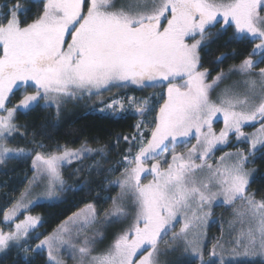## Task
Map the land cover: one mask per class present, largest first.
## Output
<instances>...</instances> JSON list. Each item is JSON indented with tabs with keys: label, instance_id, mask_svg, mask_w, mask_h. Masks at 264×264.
<instances>
[{
	"label": "snow or ice",
	"instance_id": "1",
	"mask_svg": "<svg viewBox=\"0 0 264 264\" xmlns=\"http://www.w3.org/2000/svg\"><path fill=\"white\" fill-rule=\"evenodd\" d=\"M35 2L42 3V9L30 23L21 19L29 9L19 2L0 5V163L35 152L33 178L3 212L0 253L15 247L27 256L47 249L48 264H64L58 258L64 250L71 251L73 259L78 257L79 264H161V255L182 249L198 257L200 264H264V199L256 200L248 192L256 170L247 168L257 152L264 154V67L255 71L264 64V0ZM217 24L219 29L210 31ZM229 29V42H258L238 65L209 81L200 50L210 36ZM226 58L221 54L215 63ZM233 74L241 79L213 99L212 93ZM164 84L158 108L151 96L119 95L133 87L145 90ZM21 89L18 103L9 107ZM70 101L99 104V112L117 119L139 117L136 134L116 138L117 144L121 139L128 144L121 160L109 162L107 146L91 147L86 141L77 148L58 145L45 150L38 132L31 133L32 149L8 146L15 133L28 135L20 131L26 126L15 123L18 113L54 106L59 118ZM152 112L155 116L145 119ZM218 115L224 123L219 133L213 130ZM257 122L255 133L243 131ZM232 135L249 145L247 151L226 152L215 164L209 163L214 150L229 144ZM193 138L196 143L191 144ZM181 146L185 152L177 151ZM93 156L100 159L85 166ZM149 161H154L150 167ZM105 163L111 165L108 175L116 165L123 170L119 178L104 184V190L118 186L120 193L111 198L103 218L93 203H87L40 239L38 229L44 220L28 214L31 209L42 202H58L66 191L83 190L91 183L93 170L100 176ZM73 165L75 175L89 176L69 186L63 170ZM149 175L151 180L143 183ZM37 188L40 192L33 195ZM221 196L229 207L241 202L229 221L236 236L231 248L217 244L205 261L202 228ZM179 217L184 223L177 232ZM126 221L127 226L94 255L107 227ZM32 239L39 241L34 248L28 246Z\"/></svg>",
	"mask_w": 264,
	"mask_h": 264
},
{
	"label": "trees",
	"instance_id": "2",
	"mask_svg": "<svg viewBox=\"0 0 264 264\" xmlns=\"http://www.w3.org/2000/svg\"><path fill=\"white\" fill-rule=\"evenodd\" d=\"M11 2H19L22 7L29 9L26 16H22L26 22L31 20L42 9V3H37L35 0H11ZM8 3V0H0V5ZM4 11H7L5 8ZM211 29L213 33L219 29ZM231 29L228 32L219 36H210L207 45L200 50L202 57V65L209 70L210 75L213 76L228 68L232 64L239 63L244 59L249 52H251L255 42L245 41L242 43L229 42L228 37L231 34ZM236 53L233 55V53ZM221 54H225L227 58L220 64H216V58ZM260 68L264 64L258 65ZM22 89L17 91L11 97L9 107L16 103L22 95ZM136 96L141 97L148 94V90L133 89ZM90 101L68 102V106H64L59 118L56 115L55 107L52 108H37L34 111L27 113H18L15 123L26 126L20 129L21 132L26 131L27 136H21L20 133H15L13 137L9 138L8 146L13 148L32 149L35 145L31 140V133L38 132L41 135L37 136V140L44 144L45 150H52L58 145H67L71 148L79 147L83 142H87L91 147L107 146L109 153L107 160L114 162L121 160L125 154L124 150L128 144L121 139L120 143H116V138L128 136L131 137L135 128L138 117L134 115H127L125 118L117 119L111 115H102L92 112L90 110ZM253 128L252 125L245 127L249 130ZM236 144L229 145L228 148H236ZM39 150V149H37ZM219 149L216 153L220 152ZM28 155L21 159H11L0 163V210L5 206L6 198L15 192L24 184L22 174L30 173V163L32 156ZM100 159L99 156H93L86 160L85 166L92 164L95 160ZM254 163L251 166L256 170L251 179L249 192L255 194L258 200L264 199V154L257 152L256 156L252 158ZM103 163V162H102ZM111 166L108 163L104 165V171L100 176L95 175V170L91 173V183L81 191H66L58 202L48 203L42 202L38 206L33 207L31 215H40L43 217V226L38 230L45 235L57 227L61 221L70 216L76 209L84 206L87 203H93L97 210H104L111 202V198L117 194V186H110L104 190L106 180H113V177L120 172V166L116 165V171L111 175L106 172L107 167ZM76 165L66 167L63 170L64 179L67 185L72 186L80 184L89 176L87 172L79 175L74 174ZM98 211V212H99ZM23 217V215H21ZM213 228L212 226L210 227ZM30 260L31 264H46V255L40 251L32 253V257L24 258L19 252L18 248H10L0 257V264H27ZM173 264H197L195 259H182Z\"/></svg>",
	"mask_w": 264,
	"mask_h": 264
},
{
	"label": "rangeland",
	"instance_id": "3",
	"mask_svg": "<svg viewBox=\"0 0 264 264\" xmlns=\"http://www.w3.org/2000/svg\"><path fill=\"white\" fill-rule=\"evenodd\" d=\"M257 42L258 41H255V43H257ZM239 63L232 64L228 68L224 69L223 71L227 72L229 68H231L233 65H238ZM259 68L260 67L258 66L255 69V71H258ZM215 76H216V74L213 75V76H208V80L211 81V79L213 77H215ZM240 79H241V77L239 75H237V74L231 75L227 80L223 81L220 84V86L215 90V92L212 93V98L216 99L217 94L223 88H225L226 86H228V85L232 84L233 82L238 81ZM166 87H167V85L164 84L162 87H157L155 89H152V88L146 89V90H148L147 91L148 94L145 95V96H141V97H138V96L135 95L133 89H136V88H134V87L130 88V89H127V90H121L119 92V95H125V94L134 95V96H136L138 98H144V97L151 96L153 105L156 108H158L159 104L163 103V100L160 99V96L166 92ZM18 101L16 103H14L13 105L17 104ZM90 103H91V105L89 104V107H90V110L92 112L99 113V114H102V115H106V114L101 113V112L98 111V109H99V107H101V105H99V104L93 105L92 102H90ZM67 104L65 105V107L68 106ZM154 116H155V112H152L150 114V116H146L145 119H150L151 117H154ZM138 119H139V117H138ZM250 125H252L253 128H250L249 130L245 129V127L250 126ZM223 127H224L223 116L222 115H218V117L214 118L213 130L215 132L219 133L220 129L223 128ZM258 128H259V123L257 122V123H254V124L245 125L244 128H243V131L245 133L252 134V133H255ZM134 134H136L135 130H134V132L132 133L131 136H133ZM194 143H196V141L193 138L191 140V144H194ZM231 144H236L237 147L234 148V149L228 148L229 145H231ZM190 146L191 145H189V147ZM248 147H249V145L247 143H245L243 141L237 142L236 139H235V136L232 135L230 143L227 144L226 146H218L217 149L214 150V152L211 154V157H210L208 162L215 164L219 160V158L224 155V153H226V152H233L234 153L238 149H243V150L247 151ZM219 149H221L220 152L216 153ZM177 151L178 152H185L186 149L183 146H181V147H179L177 149ZM133 155H135V152H133ZM168 158H169V160L171 159V154L170 153L168 154ZM153 162L154 161H149L147 166L150 167L151 163H153ZM197 163H199V161H197ZM247 168L248 169H254L251 166V163L247 165ZM122 170H123V168H122V166H120V172L113 177V180L120 177ZM30 171L31 172L29 174L25 172L24 174L21 175L22 176L21 179L24 180V184L21 186L20 189H18V192L13 193L12 195H10V196H8L6 198L5 206L2 207V209L0 210V221H2V219H3V212L6 209H8V208H10L12 206V203L19 197L20 193L25 189V187L28 185L29 181L33 178L34 171H33V168H32V159H31V163H30ZM253 175H254V173H253ZM253 175H252L251 179L253 178ZM151 178L152 177L149 175L142 182L143 183H147L149 180H151ZM117 188H118V190H117V194L115 196H117L120 193V188L118 186H117ZM0 192H1V185H0ZM39 192H40V189L37 188V189H35L33 195H36ZM249 193H252V192H249ZM62 195H63V193L61 194L59 199L62 197ZM256 200H258V199H256ZM241 207H242V205H241L240 201H237L235 205H233L232 207H229V206H226V205L223 204V197L222 196L218 198L216 204L213 207V215L209 218L208 223L202 228V232H203L202 245H203V253H204V260L205 261L209 260L210 253L212 252L213 248L217 246V244L223 245L225 248H231L233 246L232 242L235 239L236 232H233V231H231L229 229V221H231L232 218H233V208H241ZM110 208H111V202H110L109 206L107 208H105L104 210H100V211L98 210L99 211L98 213L100 214V218H103V214L105 213V211L110 209ZM78 209H76L74 212L78 211ZM189 215H190V213H189ZM23 218L24 217H21V216L19 217V219H23ZM129 222L130 221H126V222H124V224L117 223V224H112V225L108 226L107 229L105 230V238L103 239L102 242H99V243H97L94 246L95 247V251L93 252V254L95 255V254H99L100 252H102L109 245V243L113 240V238L120 232L121 228L122 227H126L127 223H129ZM183 223H184L183 217H179L178 218V222H176V224H175V229L174 230L178 232L180 230V228L182 227ZM0 226H2V225H0ZM211 226L213 227L212 229L210 228ZM97 227H99V225H97ZM238 227L239 226H237V228ZM3 230L4 231H8L9 229L7 227H4ZM53 230L50 231L49 233L45 234V235H48V234L52 233ZM45 235H41L40 239H43V237ZM87 235L91 236L92 235V230H88ZM189 239H191V234L189 235ZM38 242H39L38 240L32 239V240L29 241V245L28 246L34 248L35 245ZM165 247H166V245H164L162 243L161 244V249H164ZM216 251L219 252L220 249L217 247ZM19 252L22 254V256L24 258L32 257V253H33V252H30L26 256V254L23 252L22 249H19ZM42 252H44V254L46 255V264H48L47 249H44ZM4 253L5 252L0 253V257ZM58 258L63 260L64 264H79L78 257L76 259H73L72 258V253L69 250L61 251L58 254ZM182 259H195L197 264H200V260H199L198 257L193 256L190 252L185 254L182 249H178L175 252H170V253H168L166 255H161L160 256L161 264H173V263H175L177 261H181ZM217 260H218V258H217Z\"/></svg>",
	"mask_w": 264,
	"mask_h": 264
}]
</instances>
